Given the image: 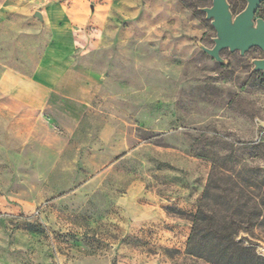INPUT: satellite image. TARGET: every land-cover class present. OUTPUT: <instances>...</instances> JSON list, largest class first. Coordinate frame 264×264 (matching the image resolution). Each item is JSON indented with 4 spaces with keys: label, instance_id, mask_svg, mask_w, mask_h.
Returning <instances> with one entry per match:
<instances>
[{
    "label": "rangeland",
    "instance_id": "rangeland-1",
    "mask_svg": "<svg viewBox=\"0 0 264 264\" xmlns=\"http://www.w3.org/2000/svg\"><path fill=\"white\" fill-rule=\"evenodd\" d=\"M211 1L0 0V77L81 102L0 120V264H213L187 251L200 207L264 258L263 54L200 49Z\"/></svg>",
    "mask_w": 264,
    "mask_h": 264
},
{
    "label": "crops",
    "instance_id": "crops-1",
    "mask_svg": "<svg viewBox=\"0 0 264 264\" xmlns=\"http://www.w3.org/2000/svg\"><path fill=\"white\" fill-rule=\"evenodd\" d=\"M59 90L55 83L50 81L49 72L36 70L30 75H24L18 71H5L0 77L1 122H10L16 128L38 125L42 121L37 116L42 112L54 111L56 102L59 107H63L62 110L80 109L79 100L69 99V102L72 100L76 106L64 105L65 99L58 93Z\"/></svg>",
    "mask_w": 264,
    "mask_h": 264
},
{
    "label": "water",
    "instance_id": "water-1",
    "mask_svg": "<svg viewBox=\"0 0 264 264\" xmlns=\"http://www.w3.org/2000/svg\"><path fill=\"white\" fill-rule=\"evenodd\" d=\"M245 1V8L236 15L230 11L227 0H212L210 7L199 9L205 14V19L210 21L215 32L212 48L202 45L199 47L218 63H223L219 54L224 49L230 53L238 52L243 56L250 49L258 48L263 58L251 62L252 71L264 73V20L255 17L264 0ZM34 16L42 19L38 12Z\"/></svg>",
    "mask_w": 264,
    "mask_h": 264
},
{
    "label": "trees",
    "instance_id": "trees-1",
    "mask_svg": "<svg viewBox=\"0 0 264 264\" xmlns=\"http://www.w3.org/2000/svg\"><path fill=\"white\" fill-rule=\"evenodd\" d=\"M264 3L261 4V7ZM261 7L256 16H261ZM241 227L216 226L214 216L200 207L192 220V232L187 251L213 264H264V258L257 256L250 246L235 240Z\"/></svg>",
    "mask_w": 264,
    "mask_h": 264
}]
</instances>
